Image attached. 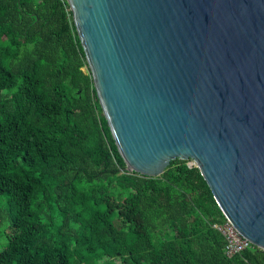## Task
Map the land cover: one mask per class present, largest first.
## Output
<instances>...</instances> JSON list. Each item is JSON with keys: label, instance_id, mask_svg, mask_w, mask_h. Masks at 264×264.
Listing matches in <instances>:
<instances>
[{"label": "trees", "instance_id": "obj_1", "mask_svg": "<svg viewBox=\"0 0 264 264\" xmlns=\"http://www.w3.org/2000/svg\"><path fill=\"white\" fill-rule=\"evenodd\" d=\"M189 162L127 171L67 1L0 0V264H264Z\"/></svg>", "mask_w": 264, "mask_h": 264}, {"label": "water", "instance_id": "obj_2", "mask_svg": "<svg viewBox=\"0 0 264 264\" xmlns=\"http://www.w3.org/2000/svg\"><path fill=\"white\" fill-rule=\"evenodd\" d=\"M126 170L193 161L264 251V0H66Z\"/></svg>", "mask_w": 264, "mask_h": 264}, {"label": "built area", "instance_id": "obj_3", "mask_svg": "<svg viewBox=\"0 0 264 264\" xmlns=\"http://www.w3.org/2000/svg\"><path fill=\"white\" fill-rule=\"evenodd\" d=\"M190 166H194V163H189ZM212 228L215 229L224 240V252L227 257H232L243 251L253 248L254 246L228 222L214 223Z\"/></svg>", "mask_w": 264, "mask_h": 264}, {"label": "rangeland", "instance_id": "obj_4", "mask_svg": "<svg viewBox=\"0 0 264 264\" xmlns=\"http://www.w3.org/2000/svg\"><path fill=\"white\" fill-rule=\"evenodd\" d=\"M192 162L193 161H190L189 163H192ZM3 219L4 220L0 224V251H2L5 248L7 241H8V235H9V232L7 231V228L9 226L8 220L4 217Z\"/></svg>", "mask_w": 264, "mask_h": 264}]
</instances>
